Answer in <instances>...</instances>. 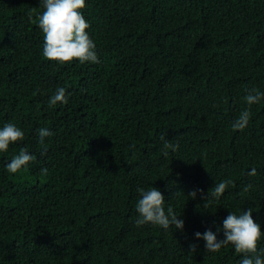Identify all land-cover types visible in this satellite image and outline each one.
Returning a JSON list of instances; mask_svg holds the SVG:
<instances>
[{"label": "trees", "instance_id": "obj_1", "mask_svg": "<svg viewBox=\"0 0 264 264\" xmlns=\"http://www.w3.org/2000/svg\"><path fill=\"white\" fill-rule=\"evenodd\" d=\"M85 4L99 63L61 65L43 55L39 0H0V128L25 134L0 152V264H239L194 234L223 239L229 212L248 208L264 232V100L232 128L248 90L264 92V0ZM60 87L68 103L50 107ZM162 134L178 144L167 157ZM21 148L35 160L9 173ZM151 187L182 231L136 225L137 189Z\"/></svg>", "mask_w": 264, "mask_h": 264}, {"label": "clouds", "instance_id": "obj_2", "mask_svg": "<svg viewBox=\"0 0 264 264\" xmlns=\"http://www.w3.org/2000/svg\"><path fill=\"white\" fill-rule=\"evenodd\" d=\"M44 11L37 17L38 26L44 34L43 55L49 61L57 62L61 65L71 64L72 62L99 63L97 45L90 37L86 29L90 28V23L84 18L82 10L85 8V0H39ZM248 108L243 110L238 118L233 122V130L243 131L250 122L251 106L264 100V92L257 88L249 89L245 96ZM57 103L65 105L68 103L66 89L60 87L49 99V106L55 107ZM52 135L46 128L38 130L39 143L44 146L45 138ZM25 138L24 132L13 123H6L0 128V152H6L9 146L19 143ZM163 142L162 154L167 157L169 150L175 152L178 144H173L171 140L161 135ZM134 147V145H133ZM47 151L44 146L41 155ZM35 160V156L30 154L26 148H21L18 155H15L6 165L9 173L16 174L26 169ZM43 175L48 174L47 168H42ZM253 169L249 175H255ZM233 185L231 180L221 181L215 185L211 196L219 199L222 194ZM234 186V185H233ZM251 188L249 184L245 191ZM140 198L136 203L138 219L137 226L152 224L164 230L174 228L183 230L184 221L178 219L171 206L165 209V201L162 193L155 187L148 190L137 189ZM197 192L193 190L188 196L195 199ZM202 199H206L202 194ZM252 208L243 210L240 214L229 212L222 222V229L217 228V232L223 231V239H217V233L207 229L203 234L196 232L195 238L205 242V249L208 252H219L223 247L231 245L235 252L241 256L239 264H264V256L258 252V243L264 239V232L252 218ZM190 250L195 251L196 245L191 244Z\"/></svg>", "mask_w": 264, "mask_h": 264}]
</instances>
